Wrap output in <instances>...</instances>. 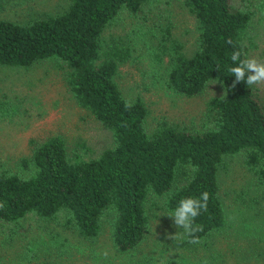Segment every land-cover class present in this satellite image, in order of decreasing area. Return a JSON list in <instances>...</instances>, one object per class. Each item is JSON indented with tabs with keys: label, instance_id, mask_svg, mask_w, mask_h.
Segmentation results:
<instances>
[{
	"label": "trees",
	"instance_id": "trees-1",
	"mask_svg": "<svg viewBox=\"0 0 264 264\" xmlns=\"http://www.w3.org/2000/svg\"><path fill=\"white\" fill-rule=\"evenodd\" d=\"M154 1L70 0L59 13L0 19V67L60 62L78 105L113 136V145L89 159L69 153L60 135L35 144L19 160L24 173L0 171V222L16 223L28 213L47 220L65 213L80 236L93 238L101 231L102 218L112 214L113 245L126 252L149 232L146 205L151 194L166 195L165 206L174 212L182 199L199 198L206 191L207 211L195 220L203 231L195 235L201 240L222 227L218 173L228 155L243 153L245 165L264 185V106L252 86L235 83L230 71L238 64L231 60L233 52L248 59L244 36L251 13L236 9L231 0H179L196 19L197 46L189 57L176 52V46L163 54H168L163 83L193 96L216 80L223 93L210 99V125L201 131L164 121L148 133L143 99L126 101L116 82L118 61L124 57L110 51L101 58L99 39L123 8L136 13ZM181 172L186 181L174 186ZM185 239L190 243L191 237ZM164 264L181 263L171 259Z\"/></svg>",
	"mask_w": 264,
	"mask_h": 264
},
{
	"label": "rangeland",
	"instance_id": "rangeland-1",
	"mask_svg": "<svg viewBox=\"0 0 264 264\" xmlns=\"http://www.w3.org/2000/svg\"><path fill=\"white\" fill-rule=\"evenodd\" d=\"M69 2L0 0V19L55 14L66 10ZM231 2L251 13L244 36L248 59L264 62V0ZM99 44L101 58L110 51L124 57L118 61L116 82L126 101L143 99L148 109L146 132L164 121L199 131L210 125L208 103L223 93L220 83L211 81L193 96L163 83L168 70V54H163L176 46V52L189 57L197 46L196 19L179 0H157L136 13L123 8L104 28ZM65 72L54 59L29 67H0V171L24 173L19 160L55 135L64 139L69 153L84 159L113 145L112 133L69 92ZM252 88L264 106V83ZM218 180L225 223L197 244L188 243L183 229L175 225L173 212L165 206L166 195L151 194L146 205L149 232L132 250L115 249L112 214L102 218L97 237L85 238L65 213L50 220L28 213L16 223L0 222V264H164L171 259L181 264H264V185L245 165L243 153L224 158ZM185 181L181 172L174 186Z\"/></svg>",
	"mask_w": 264,
	"mask_h": 264
},
{
	"label": "clouds",
	"instance_id": "clouds-1",
	"mask_svg": "<svg viewBox=\"0 0 264 264\" xmlns=\"http://www.w3.org/2000/svg\"><path fill=\"white\" fill-rule=\"evenodd\" d=\"M227 42L229 44L232 43L231 40ZM240 57V51H235L231 55V60L238 62L237 66L230 68L231 73L235 76V83L245 81L248 86L264 83V62L254 58L241 60ZM235 83L233 86H235ZM208 201L209 193L206 191L199 198H184L170 215V217L174 218L175 225L183 229V235L191 237L189 242L192 244L200 242L195 234L203 231V226L195 224V220L201 211H207ZM0 207H3V205L0 204ZM169 238L172 239L173 237Z\"/></svg>",
	"mask_w": 264,
	"mask_h": 264
}]
</instances>
